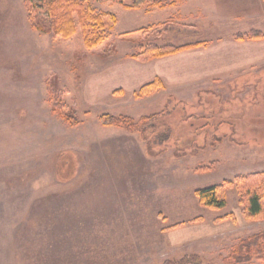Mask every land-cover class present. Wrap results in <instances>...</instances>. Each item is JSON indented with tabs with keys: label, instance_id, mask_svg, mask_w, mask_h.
Listing matches in <instances>:
<instances>
[{
	"label": "rangeland",
	"instance_id": "obj_1",
	"mask_svg": "<svg viewBox=\"0 0 264 264\" xmlns=\"http://www.w3.org/2000/svg\"><path fill=\"white\" fill-rule=\"evenodd\" d=\"M79 1L117 17L95 49L80 28L38 31L25 0H0V264H227L264 219L244 216L236 188L219 210L195 192L264 171V39L235 38L264 33V0ZM166 23L158 46L205 49L133 59L154 34H121ZM103 114L137 129L104 127Z\"/></svg>",
	"mask_w": 264,
	"mask_h": 264
},
{
	"label": "trees",
	"instance_id": "obj_2",
	"mask_svg": "<svg viewBox=\"0 0 264 264\" xmlns=\"http://www.w3.org/2000/svg\"><path fill=\"white\" fill-rule=\"evenodd\" d=\"M125 9L137 10L145 5L153 8L163 7L162 0H132L126 4L124 0H118ZM25 6L30 18L33 20L34 28L41 32L51 33L63 39H70L75 36L80 28L85 36V47L88 50L95 49L106 42L105 31H112L117 24V17L111 12H96L91 7L85 6L79 0H25ZM174 20H170L172 22ZM148 26L136 31L121 34L127 37L136 32L154 34L153 42L141 46L139 51L131 55L133 59L148 61L154 58H162L175 55L193 47H200L207 44L205 41L195 43L174 45L164 43L158 46L155 41L163 39L168 31V23L162 24V29ZM154 29V30H153ZM235 38L238 41L261 40L264 33L259 30H251L249 33H237ZM163 86L161 80L143 86L137 95H150ZM61 117L70 123H78L79 119L73 110L59 109ZM56 112L57 109H56ZM150 119V118H148ZM99 121L104 127H117L127 130L137 129L135 121L128 116H114L103 114ZM207 170V168H202ZM236 188L239 197V204L242 206L244 216L251 221L264 219V171L239 175L233 180H226L221 184L199 189L195 192L201 206L219 210L227 205V190ZM228 216L218 218L217 221L226 219ZM197 218L195 221H200ZM255 259L264 261V231L242 240L226 259L227 264H247ZM166 264H209L203 262L196 254L186 255L179 260L168 261Z\"/></svg>",
	"mask_w": 264,
	"mask_h": 264
},
{
	"label": "crops",
	"instance_id": "obj_3",
	"mask_svg": "<svg viewBox=\"0 0 264 264\" xmlns=\"http://www.w3.org/2000/svg\"><path fill=\"white\" fill-rule=\"evenodd\" d=\"M206 45L205 46H201V47H196V48H193V49L198 50V51H201V50H204L205 49ZM193 49H191V50H193Z\"/></svg>",
	"mask_w": 264,
	"mask_h": 264
}]
</instances>
